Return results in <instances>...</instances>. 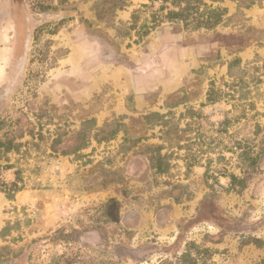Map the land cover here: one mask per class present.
Wrapping results in <instances>:
<instances>
[{
    "label": "rangeland",
    "instance_id": "374dc122",
    "mask_svg": "<svg viewBox=\"0 0 264 264\" xmlns=\"http://www.w3.org/2000/svg\"><path fill=\"white\" fill-rule=\"evenodd\" d=\"M201 1L0 0V264H264V0Z\"/></svg>",
    "mask_w": 264,
    "mask_h": 264
},
{
    "label": "trees",
    "instance_id": "16d2710c",
    "mask_svg": "<svg viewBox=\"0 0 264 264\" xmlns=\"http://www.w3.org/2000/svg\"><path fill=\"white\" fill-rule=\"evenodd\" d=\"M152 1V0H150ZM166 1V0H163ZM181 1L183 0H173L172 4L174 8L168 9L167 13L164 15V19L168 20H182L183 22H188V23H193L194 27L196 28H211L217 24H219L222 21L223 14L227 11L226 8L222 7H210L205 4L204 6L206 7L205 11L200 12V5L197 4V2H202L201 0H198L196 3L191 4L190 1L187 3H182ZM255 3V0H252L250 3L247 4V6H251ZM192 18V19H190ZM193 21H190V20ZM187 23V24H188ZM208 101H213L211 95L208 97ZM12 139L2 141L0 139V152L1 149L5 152H9L11 150H19L20 144H13ZM159 171H163L165 169H162V167L159 165L157 167ZM232 179V187L236 186V182H239L241 184V189L246 187V180L244 178H238L235 175H231ZM22 179L19 176V172L16 173V178L13 182L11 183H2L1 184V191H3L6 195V197L10 200H13L16 196V194L20 191L23 190V185H19ZM10 225L9 223L3 228L1 231V235L5 236L6 232H8ZM191 264V263H189Z\"/></svg>",
    "mask_w": 264,
    "mask_h": 264
}]
</instances>
